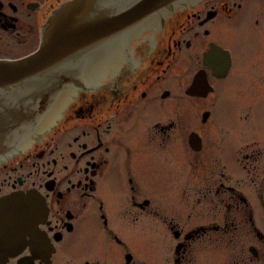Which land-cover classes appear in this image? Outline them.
Listing matches in <instances>:
<instances>
[{"label": "flooded vegetation", "instance_id": "flooded-vegetation-1", "mask_svg": "<svg viewBox=\"0 0 264 264\" xmlns=\"http://www.w3.org/2000/svg\"><path fill=\"white\" fill-rule=\"evenodd\" d=\"M69 0H0V58ZM0 162L3 264H264V0H186Z\"/></svg>", "mask_w": 264, "mask_h": 264}, {"label": "water", "instance_id": "water-1", "mask_svg": "<svg viewBox=\"0 0 264 264\" xmlns=\"http://www.w3.org/2000/svg\"><path fill=\"white\" fill-rule=\"evenodd\" d=\"M184 1L71 0L57 9L34 53L0 59V161L88 86L95 67L116 46Z\"/></svg>", "mask_w": 264, "mask_h": 264}]
</instances>
